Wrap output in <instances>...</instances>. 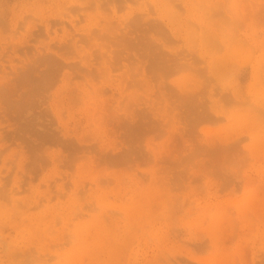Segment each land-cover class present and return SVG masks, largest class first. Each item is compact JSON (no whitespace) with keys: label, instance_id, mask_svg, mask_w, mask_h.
<instances>
[{"label":"rangeland","instance_id":"rangeland-1","mask_svg":"<svg viewBox=\"0 0 264 264\" xmlns=\"http://www.w3.org/2000/svg\"><path fill=\"white\" fill-rule=\"evenodd\" d=\"M0 264H264V0H0Z\"/></svg>","mask_w":264,"mask_h":264},{"label":"bare ground","instance_id":"bare-ground-1","mask_svg":"<svg viewBox=\"0 0 264 264\" xmlns=\"http://www.w3.org/2000/svg\"><path fill=\"white\" fill-rule=\"evenodd\" d=\"M212 15H213V14H212ZM212 17H214V16H212ZM209 18H210V19H213V18H211V15L209 16ZM106 26H108V24H107ZM103 29H104V28H103ZM104 30H105V29H104ZM107 31H108V30H107Z\"/></svg>","mask_w":264,"mask_h":264}]
</instances>
